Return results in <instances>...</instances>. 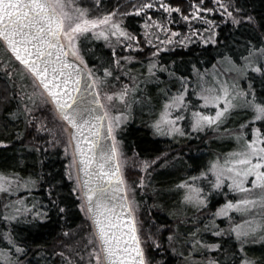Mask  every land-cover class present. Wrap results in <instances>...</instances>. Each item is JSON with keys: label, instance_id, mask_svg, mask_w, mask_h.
I'll list each match as a JSON object with an SVG mask.
<instances>
[{"label": "snow or ice", "instance_id": "snow-or-ice-1", "mask_svg": "<svg viewBox=\"0 0 264 264\" xmlns=\"http://www.w3.org/2000/svg\"><path fill=\"white\" fill-rule=\"evenodd\" d=\"M216 3L235 26L255 22V18L242 12L234 0H216ZM189 7L188 14L166 0H144L136 7V15L146 16L143 27L147 39L144 44L151 46V59L144 65L137 56L117 54L115 45L140 52H143V46L140 37L114 20L115 12L102 17L91 16L90 9L83 7L78 0H0V42L23 66V71L15 73L19 79H30V84H22L19 92L15 90L14 81L12 89L0 91V112H4L15 99L16 107L6 112L7 120L23 119L25 125L37 133L51 135L52 147L62 146L68 158V164L61 172L48 173L47 205L34 202L28 208L21 198L15 203L23 207L5 205L10 212L4 215V220L10 225L15 221L17 227L26 225L21 231L39 232L48 226L53 215L66 214L62 189L66 182H71L69 194L78 196V207L90 221L89 228L94 229L90 232L88 243L92 247L86 260L76 252L79 258L76 264H174V256L181 257L182 264H224L222 259L215 257L201 261L193 256L192 253L201 251H222L220 243L209 244L197 238L199 230L189 233L191 241H183L191 248L188 256L176 246L181 241L179 228L175 231L168 229L170 234L166 236L160 234V230L155 235L142 236L141 221L136 215V189L129 188L124 175L126 160L124 141L120 136L126 131V125L135 119L137 105L148 108L151 122L147 127L153 136L173 139L190 137L194 132L210 128L220 131V126L233 110L246 109L251 111V119L240 128L248 129L251 138L245 132L236 135L237 150L224 157L218 156L198 176H190L175 187L182 190L183 204L197 212L208 207L214 192L226 195L225 185L240 194L239 198L227 200L212 215L232 221V214L238 213L247 219L234 226L230 224L227 230L213 221L214 235L231 233L239 241L241 255L234 264H257L256 259L245 252V246L264 243V40L259 45H253L250 39L238 40L235 36L222 41L216 31V21H209L201 14L215 9L204 6L203 0L199 3L191 0ZM152 10H159L167 16L154 19ZM173 13L178 14L175 19ZM196 20L209 25L204 29L205 35H200L199 29L193 30L192 22ZM181 21L187 24L189 34L182 35L169 26ZM261 27L264 28V24ZM148 29H158L167 38L154 43V39L159 41V35ZM89 36L105 41L111 49L107 58L96 57V63L91 65L81 49V38L86 40ZM193 37H198V41ZM197 42L203 45L199 53L195 49L176 51L177 48L189 49ZM237 43H243L248 51V55L242 58L243 63H237L239 57L234 59L230 54ZM208 46L215 47L218 56V59L213 57L216 59L212 66L215 84L211 87L208 86L209 72L203 69L202 63V58L208 54ZM122 60L125 63L122 64ZM134 60L142 64L144 72L132 73L128 64ZM218 67L224 70L218 71ZM165 74L167 79H162ZM230 75L231 80L228 79ZM5 76L7 80L12 79L7 68ZM240 79L247 81L246 87H241ZM149 83L157 85L162 98L159 107L154 108L152 97L147 95ZM29 87L31 92L24 91ZM192 96L198 97L195 103ZM200 101H203L204 108L211 105L214 112L196 110ZM36 112L40 116L34 115ZM186 120L187 129L183 123ZM49 124L55 126L49 127ZM17 139H23L22 135L17 134ZM7 144V141L0 140V146L6 147ZM41 147L33 145L35 151H40ZM135 155L139 156V153ZM159 159L157 156L140 162L141 171L145 173L139 178L140 188L147 186ZM43 178V174L34 179L32 176L21 177L16 172L10 175L0 173V193L12 192L13 185L31 192ZM197 181L207 183L202 185ZM14 231L10 227L3 234L9 246L0 248L2 264H25L27 260L30 245L21 241ZM63 235L67 237L70 233L64 231ZM68 264H72L70 258Z\"/></svg>", "mask_w": 264, "mask_h": 264}, {"label": "trees", "instance_id": "trees-1", "mask_svg": "<svg viewBox=\"0 0 264 264\" xmlns=\"http://www.w3.org/2000/svg\"><path fill=\"white\" fill-rule=\"evenodd\" d=\"M143 2L144 0H101L98 7L106 10L107 14L115 12V16L124 21L123 25L130 32L138 34L140 37L143 52L138 51L136 53L134 50H126L121 47L117 49V54L119 56H137L138 61H142L146 65L151 59L149 52L151 47L144 44L142 39L141 32L145 22L144 14L136 15L135 12L136 7ZM166 2H170L174 6H180L185 14L190 12L188 3H191V0H166ZM234 3L242 9V12H247V14L253 16L255 22L245 23L242 26H235L230 21L225 23L218 22L216 31L219 33L220 39L226 41L235 36L238 40L250 39L253 45H259L260 41L264 40V28L261 27V24H264V0H234ZM103 5L106 7L103 8ZM151 15L153 18H163L165 13H161L159 10H152ZM218 17L214 15L215 19H218ZM202 47L203 45L197 42L190 45L189 49L177 48L176 51L195 49L199 53ZM81 49L86 53V59L89 60L90 65L96 63V57L107 58L111 51L105 41L96 40L91 36L86 40L81 38ZM220 50L223 51L224 49ZM93 53H95V56L92 55ZM230 54L233 55L234 59L239 57L237 63H243L242 58L248 55V51L243 43H237L234 51ZM213 57L218 59L217 50L213 46H208V54L202 58V63L203 69L208 70L209 73L213 70V64H216V59ZM138 61L134 60L128 64V68L132 70L133 74L145 71V68ZM121 63L123 64L125 61L122 60ZM185 71H187V66H185ZM250 75L252 74L250 73ZM193 78L195 79V74H193ZM162 79H167L166 74L162 76ZM10 84L5 74L0 73V91L12 89ZM194 84L193 88L196 86ZM147 95L152 97L154 108L159 107L160 103H162L156 84L149 83L147 85ZM258 95H260L259 90ZM192 100L195 103L198 99ZM16 104L17 101L13 99L7 105L5 111L0 112V140L8 142L6 147L0 146V173L10 175L16 172L21 177L32 176L34 179H38L39 174H43L44 178L38 180V188L32 191L30 197L26 199V206L28 205L31 208L34 202L47 205L48 173L61 172L66 167V162L60 150L46 146L41 138L37 140L32 137L34 129L27 128L23 119L14 122L7 120L6 112L14 110ZM197 109H202L200 102ZM251 115V111L246 109L233 111L230 121L225 122L221 127L227 129L237 128L249 121ZM150 122L148 108L137 105L135 119L126 125V131L120 136L124 141V157L126 160L127 158L129 159V163L126 166V169H129L128 176L130 174L139 175V164L142 160L155 159L157 156L163 157L165 153H168L167 158L154 166L155 170L151 171V179L147 186L143 188L144 192L138 196L141 213L146 218L148 226L152 227L147 236L157 234V230H160V234L166 236L170 234L168 229L175 231L179 228L182 241H178L176 246L184 252V255H189L191 248L188 243L183 241H191L192 237L189 233L199 230L197 238L209 244L220 243L222 251H201L195 253V256L192 253L195 258H199L202 261L206 257H215L222 259L224 264H234L241 255L239 253V241L234 238L233 234L214 235L216 229L213 226V221L215 225H219L222 229H225L226 226L223 218H216L212 215L218 209L217 207L222 204L223 194L213 193L210 198V204L204 209H209V213L202 216L204 210L197 212L191 206L183 204L182 190H177L175 186L190 176H198L218 156H223L229 149H237L239 142L237 139L225 136L206 138V131L194 132L190 137H177L176 139L153 136L151 129L147 127ZM5 123H7L6 128ZM257 126H259L258 123ZM185 127L186 129L188 128V122H185ZM17 134L22 135L23 139L18 140ZM33 145H42V147L40 151H35ZM45 148L47 151H45ZM135 153H139V156H136ZM41 161H43L42 164ZM144 175L142 174V176ZM137 178L139 179L140 176L136 177L135 180ZM197 183L206 185L207 181H197ZM70 184L71 182H66L62 189V196L67 204L66 214L61 216L53 215L52 220L48 222V226L39 232L21 231L22 228L27 226L20 225L17 227L15 221L11 222L10 225L8 221L4 220V215L9 214L10 209H5L4 202L6 198L4 199L3 196H0V248L9 246L7 241L3 239V234L12 227L15 230L14 234L21 241H27L30 245L25 264H68V259L58 255L61 252L59 242L66 237L63 232L68 231L70 233L84 221L89 223L78 207L80 202L78 196L69 194ZM245 252L249 257L255 258L257 264H264V243L248 244L245 246ZM21 259L23 260L24 257L22 256ZM172 259L174 264H182L181 257L174 256Z\"/></svg>", "mask_w": 264, "mask_h": 264}, {"label": "rangeland", "instance_id": "rangeland-1", "mask_svg": "<svg viewBox=\"0 0 264 264\" xmlns=\"http://www.w3.org/2000/svg\"><path fill=\"white\" fill-rule=\"evenodd\" d=\"M78 2L83 7H86V8L90 9V15L91 16H101L102 17L104 15H107V11L106 10L100 9L98 7V5L101 3V0H78ZM225 2H227V0H225ZM197 3H199V0L197 1ZM188 4L190 5V3H188ZM203 5L207 6V7H212V8L215 9L214 12H211V13L203 12L201 14L206 16L209 21L215 20L217 26H218V22H220V23H225L227 21L231 22V18L224 14L223 10L220 9L219 5L216 3V0H203ZM105 7L106 6L103 5V8H105ZM190 11H191V9H190ZM229 11H231V9H229ZM173 14H174V15H172L173 19H175L178 16V14L177 13H173ZM233 14L235 15V13H233ZM214 15L215 16H219L218 19H215ZM220 15H222V16H220ZM143 16H144L143 18L146 19L145 18L146 16L145 15H143ZM166 16H167V14L165 13V16L163 18H165ZM114 20L116 22L121 23V25L123 27H125L123 25L124 24L123 20L118 19L116 16L114 17ZM149 23H151V22H149ZM169 26L173 30L180 31L182 35L189 34L188 26L183 21H181L179 24H171ZM217 26H216V30H217ZM192 27H193V30L199 29L200 30V35H205L206 33L204 32V29L208 28L209 25L207 23H205L204 21L196 20V21L192 22ZM148 31L154 32L155 34L159 35V41H156L154 39V37H153L154 43H160L161 41H164L167 38L166 34L162 33V32H159L158 29H148ZM144 32H145V29L143 27V30H142L141 33H142V39L145 41V39H147V38L144 36ZM136 35L138 36V34H136ZM198 39H199L198 37H193L194 41H198ZM113 43H115V38H113ZM115 46H116L117 49H120L121 47H123L122 45H115ZM147 46H150V45H147ZM126 50H134L136 53L139 51V50H137L135 48L126 49ZM226 67L227 66H225V68ZM5 68H7L8 73L12 74V79L9 80L10 83H11L10 84L11 88H13V81H14L15 82V90L17 92H19L20 87H21L22 84H25V85L30 84V79H25V80L21 81L19 79V76L15 74L17 72V70L23 71V66L20 65L19 62L15 60V58L12 56V54L9 51H6L3 43L0 42V73L5 74ZM217 70L222 72L224 69L218 67ZM214 76H215V71L212 70L209 73V76H208V80H209V85L208 86L209 87H211V86H213L215 84ZM121 78H122V80L127 82V78L126 77L122 76ZM228 79L231 80L232 76L230 75L228 77ZM239 83H240L241 87H246L247 86V81L245 79H240ZM24 91L31 92V88L30 87L29 88H25ZM191 99L195 100V99H198V97L196 98L194 96ZM200 105H201L202 109L199 110V111H205V112H209V113L214 112V108L211 105H209L208 108H204L203 107V101H200ZM221 106H223V104H221ZM196 110H198V109H196ZM237 110H239V109H235L233 111H237ZM34 115L40 116V113L36 112V113H34ZM231 116H232V114H231ZM231 116L225 122L230 121ZM185 122H188V121L187 120L184 121L183 122L184 125H185ZM54 126H55L54 124H49V127H54ZM27 128L32 129L30 126H27ZM225 130H228V131H225ZM205 131H206V133H205L206 138L225 136V137H230V138L236 139L235 138L236 135H239L241 132L247 133L249 138H251V136H252V133L248 129H241L240 126L237 127V128H234V129H229V128L227 129L225 127H221L220 126V131H216L215 128L206 129ZM33 133H34V135L32 137H34L35 139L38 140L39 138L43 137L44 142L48 141V143H44L46 146H48V147H50L52 149L60 150L62 152V154H63L64 160L66 162L65 164L67 166L68 158L64 155L63 147L60 146V145H56L55 147H52V137H51V135H49L47 133H37L35 130H33ZM237 149H229V150L226 151V153L224 152L225 154L223 156H220V157H224L228 153H230V152H232L234 150H237ZM69 151H71V149H69ZM165 154L163 155V157H160V159L157 160L156 165L161 163L163 159L168 157V153H165ZM124 159L126 160L125 157H124ZM126 161H127V163H126V166H127L128 163H129V159L127 158ZM126 166L124 167V175H125V177H126V179L128 181L129 188L131 189V188L135 187V189H136L135 194H134V199L137 202L136 215H137L138 219L141 221V234H142V236H147V233H150V230H152V227L148 226L146 218L141 213V208H140V203H139L138 196H139V194L143 193L144 190H143V188H140L138 186L139 179L137 178L135 180L136 177H139V176L141 177L142 174L144 175L145 173L141 171V167H140V164H139V169H140L139 175L137 176L135 174H133V175L130 174L128 176L127 173H129V169L127 170ZM36 189H33L32 191H34ZM32 191L29 192L28 190H25L23 187H20L19 189H17L15 187V185H13V191L12 192H10V193H0V196H3L4 199L6 198L5 202H4L5 205H10L11 207H23L22 205H18L15 202L17 200L23 198L25 200V204H26V199L28 197H30V195L32 194ZM224 193H226V195L223 194V199H222L223 202H222V204L219 207H217L218 209L224 203H226L227 200L233 199V198H239V196H240V194L232 192L227 187V185H225ZM130 195H131V193H130ZM27 207L30 208L28 205H27ZM218 209H216V211ZM208 211H209V209L208 210H204V213L202 214V216L205 215V214H208L209 213ZM232 215H233V220L232 221H229L226 217H216V218H223L224 219L225 224H226L225 230H227L229 228L230 224L232 226H234L235 223L241 222L242 219H247V217H241V215L238 214V213H233ZM89 225H90V221H89V223L84 221L75 230L71 231L69 236L65 237L64 239H62L59 242V247H60L59 249H61V252L64 253L63 257L68 259V261H69V258H70L71 261H72V264H76V261L79 259L76 256V252H79L80 255L85 257V260H86L88 252L91 250L92 245H90L88 243V241H89V238H90V232L94 231V229H90ZM221 229H222V227H221ZM228 234H231V233H228ZM65 245H70V247H65ZM185 256H188V254H185ZM194 256H195V253H194ZM196 259L199 260V258H196Z\"/></svg>", "mask_w": 264, "mask_h": 264}, {"label": "water", "instance_id": "water-1", "mask_svg": "<svg viewBox=\"0 0 264 264\" xmlns=\"http://www.w3.org/2000/svg\"><path fill=\"white\" fill-rule=\"evenodd\" d=\"M10 52V51H9Z\"/></svg>", "mask_w": 264, "mask_h": 264}]
</instances>
